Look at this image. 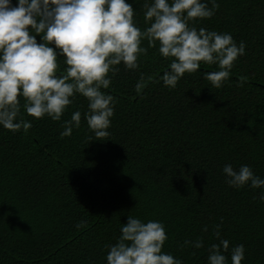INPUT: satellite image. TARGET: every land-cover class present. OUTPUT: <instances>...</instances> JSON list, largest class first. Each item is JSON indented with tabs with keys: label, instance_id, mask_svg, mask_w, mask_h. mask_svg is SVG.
Wrapping results in <instances>:
<instances>
[{
	"label": "trees",
	"instance_id": "trees-1",
	"mask_svg": "<svg viewBox=\"0 0 264 264\" xmlns=\"http://www.w3.org/2000/svg\"><path fill=\"white\" fill-rule=\"evenodd\" d=\"M217 4L212 17L190 24L245 44L221 88L205 79L217 67L203 63L175 88L163 86L170 61L152 47L136 70L118 66L104 90L115 105L103 140L88 130L82 96L61 121L33 119L21 108L32 121L26 132L0 128V264H106V245L128 215L161 221L162 251L183 264H206L218 224L229 248L244 245L241 264H264L261 190L229 187L222 173L226 163L246 164L264 178V0ZM134 9L143 29L141 3ZM77 109L80 127L61 137L63 120ZM197 238L202 248L181 247Z\"/></svg>",
	"mask_w": 264,
	"mask_h": 264
},
{
	"label": "clouds",
	"instance_id": "clouds-1",
	"mask_svg": "<svg viewBox=\"0 0 264 264\" xmlns=\"http://www.w3.org/2000/svg\"><path fill=\"white\" fill-rule=\"evenodd\" d=\"M136 3L144 10L143 29L134 22ZM217 8V0H0V128L26 132L32 121L21 118V108L33 119L61 121L68 106L82 96L88 130L103 140L110 135L115 105L114 96L104 90L120 71L118 66L136 70L140 57L152 47L170 61L159 77L163 86L175 88L185 73H195L203 63L217 67L206 72L205 79L221 88L234 62L244 55L245 44H237L231 33L190 24L212 17ZM143 79L141 74L137 90ZM80 125L77 109L63 120L60 136H70ZM222 173L229 187L260 189L259 200L264 202V178L249 165L234 169L226 163ZM219 229L218 224L213 235L219 243L209 245L206 264H229L225 253H230V264H241L244 245L229 248ZM167 239L161 221L128 215L116 242L106 245V264H183L162 251ZM189 244L195 249L204 246L197 238L184 240L181 247Z\"/></svg>",
	"mask_w": 264,
	"mask_h": 264
}]
</instances>
